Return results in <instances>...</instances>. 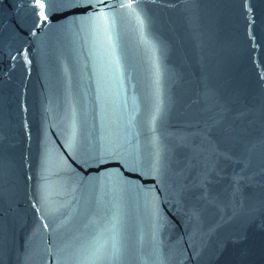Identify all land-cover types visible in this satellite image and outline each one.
<instances>
[{"label": "water", "instance_id": "obj_1", "mask_svg": "<svg viewBox=\"0 0 264 264\" xmlns=\"http://www.w3.org/2000/svg\"><path fill=\"white\" fill-rule=\"evenodd\" d=\"M42 2L0 0V264H264V0Z\"/></svg>", "mask_w": 264, "mask_h": 264}, {"label": "snow or ice", "instance_id": "obj_2", "mask_svg": "<svg viewBox=\"0 0 264 264\" xmlns=\"http://www.w3.org/2000/svg\"><path fill=\"white\" fill-rule=\"evenodd\" d=\"M34 2L36 3V5L39 7L40 12H39V16L43 19H47V16L45 15V12L43 11V9L45 8L44 3L42 2V0H34ZM124 5H122L123 7ZM131 5H129L130 7Z\"/></svg>", "mask_w": 264, "mask_h": 264}]
</instances>
